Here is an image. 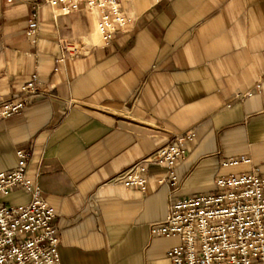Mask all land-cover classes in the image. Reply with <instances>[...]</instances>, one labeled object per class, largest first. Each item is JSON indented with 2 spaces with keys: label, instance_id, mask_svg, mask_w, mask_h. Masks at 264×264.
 Segmentation results:
<instances>
[{
  "label": "crops",
  "instance_id": "obj_1",
  "mask_svg": "<svg viewBox=\"0 0 264 264\" xmlns=\"http://www.w3.org/2000/svg\"><path fill=\"white\" fill-rule=\"evenodd\" d=\"M32 1L0 0V97L33 76L39 89L0 118V170L15 168L16 150L30 152L26 176L54 209L59 264H171L179 238L150 225L173 198L264 174V0H121L129 23L108 44L86 7L53 14L41 4L29 36ZM62 40L78 51L64 54ZM187 129L175 185L160 181L163 163L146 166L145 190L123 183L133 163ZM29 199L21 189L2 197Z\"/></svg>",
  "mask_w": 264,
  "mask_h": 264
},
{
  "label": "built area",
  "instance_id": "obj_2",
  "mask_svg": "<svg viewBox=\"0 0 264 264\" xmlns=\"http://www.w3.org/2000/svg\"><path fill=\"white\" fill-rule=\"evenodd\" d=\"M41 4L49 5L53 14H68L83 7L96 10L97 29L105 44L129 23L121 0H33L26 31L29 36L36 33ZM60 43L64 54L78 51V45L69 40ZM35 44L34 38L31 45ZM260 86L257 82L241 96L259 91ZM38 92V81L33 76L14 96L0 97V118L19 114ZM193 134L191 129L174 134L171 143L133 163L121 175L123 183L145 190L146 166L163 163L168 177L160 181L175 185V164L185 153L184 142ZM16 156L14 169L0 170V264H59L54 209L41 196L38 184L26 176L30 152L18 149ZM239 161L248 159H229L224 164ZM14 189L29 193V201L18 205L3 202L2 197ZM150 232L179 238V244L167 252L171 264H264V174L218 177L210 192L173 198L165 218L152 223Z\"/></svg>",
  "mask_w": 264,
  "mask_h": 264
}]
</instances>
